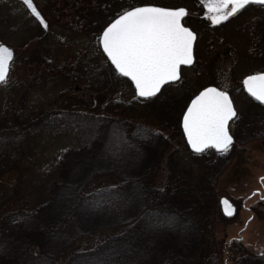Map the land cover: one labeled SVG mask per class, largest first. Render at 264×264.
<instances>
[{
    "label": "rangeland",
    "instance_id": "rangeland-1",
    "mask_svg": "<svg viewBox=\"0 0 264 264\" xmlns=\"http://www.w3.org/2000/svg\"><path fill=\"white\" fill-rule=\"evenodd\" d=\"M33 2L48 21L47 29L33 18L23 0H0V43L15 51L7 82L0 84V153L11 164L19 162L18 168L0 176V197L10 198V207L35 209L47 201L49 185L58 180L59 158L82 147L91 133L103 131L99 127L102 121L95 127L98 120L92 116L111 113L119 120L133 119L169 134L172 155L170 150L164 154L158 171L157 182L163 186L167 178L181 175L184 169L198 177L206 157L194 156L187 149L183 132H175L158 113L167 108L181 123L191 99L208 85L228 91L238 114L255 105L244 92L242 81L264 72V11L257 7L246 6L214 26L191 0H91L85 1V9L81 7L83 16L76 23L80 12L73 9L71 0ZM145 3L184 6L191 11L185 23L197 33L196 60L193 66L182 68L178 82L167 85L148 105L138 103L132 112L122 107L126 103L119 108L110 102L136 95L131 82L132 88L114 74L111 84L100 88V59L106 57L99 54L97 58L98 38L102 28L122 11ZM199 10L201 17L195 15ZM234 125L235 121L232 133ZM107 143L102 141V146ZM235 152L238 154L215 185L219 208L223 197L237 207L231 219L217 223L214 229L223 264H229L224 252L228 241L240 235L249 248L264 249V141L253 139L238 145ZM7 208L0 206V233L7 228Z\"/></svg>",
    "mask_w": 264,
    "mask_h": 264
},
{
    "label": "trees",
    "instance_id": "trees-1",
    "mask_svg": "<svg viewBox=\"0 0 264 264\" xmlns=\"http://www.w3.org/2000/svg\"><path fill=\"white\" fill-rule=\"evenodd\" d=\"M71 1L73 9L82 13L85 1L91 0ZM98 49L100 58L104 54ZM100 60L102 88L111 84L112 75H120L110 71L107 59ZM120 78L131 86L127 78ZM155 99H140L132 93L129 100L110 102L133 112L138 103L148 105ZM254 103L235 119V142L229 153H194L185 140L194 156L206 157L203 170L197 177L184 169L163 186L157 182L158 171L164 154L170 150L172 155L169 134L133 119L119 120L111 113L92 116L98 120L95 127L102 121L103 131L91 133L82 147L59 158L58 180L49 185L47 201L30 209L10 207L11 199L0 197V206H8L7 228L0 233V264H95L98 255L123 264H223L214 229L231 218L216 203L215 185L238 154V145L264 141V105ZM172 114L167 108L158 113L182 134L180 118ZM140 129L159 134L145 137ZM102 141L107 145L102 146ZM18 167V161L11 164L0 153V176ZM262 204L264 208V200ZM227 244L224 252L229 264H264V249L249 248L243 238Z\"/></svg>",
    "mask_w": 264,
    "mask_h": 264
},
{
    "label": "snow or ice",
    "instance_id": "snow-or-ice-1",
    "mask_svg": "<svg viewBox=\"0 0 264 264\" xmlns=\"http://www.w3.org/2000/svg\"><path fill=\"white\" fill-rule=\"evenodd\" d=\"M23 3L33 18L47 29L49 23L33 0H23ZM251 3L264 5V0H201L204 16L214 26L228 21ZM187 15L188 9L183 6L145 3L128 7L102 28L98 44L110 61V71L127 78L138 97L146 100L155 97L165 84L180 78L182 65L193 63L197 33L186 25ZM12 58L13 50L0 44V83L7 82ZM243 84L252 97L264 103V72L248 75ZM237 116L227 91L204 87L183 112L182 127L187 144L195 153L209 150L229 153L235 140L229 122ZM138 131L145 137L159 134L148 129ZM221 203L224 212L231 216L234 205L227 198ZM78 264H88V261ZM95 264L123 262L105 260L98 255Z\"/></svg>",
    "mask_w": 264,
    "mask_h": 264
},
{
    "label": "water",
    "instance_id": "water-1",
    "mask_svg": "<svg viewBox=\"0 0 264 264\" xmlns=\"http://www.w3.org/2000/svg\"><path fill=\"white\" fill-rule=\"evenodd\" d=\"M252 4H258V3H252ZM195 42H196V40L194 41V45H193V56H194V59H193V63L191 64V65H182V66H185V67H190V66H192L193 64H194V62H195V55H194V46H195ZM0 44H3V45H5V46H7V47H10V46H8L7 44H4V43H0ZM11 48V47H10ZM12 50H13V58H12V60L9 62V72H10V68H11V63H12V61H13V59H14V56H15V52H14V49L13 48H11ZM102 49V48H101ZM106 56V55H105ZM181 66V67H182ZM114 67V66H113ZM9 72H8V74H9ZM180 77H181V75H180ZM180 79V78H179ZM179 79L178 80H176V81H174V82H177V81H179ZM244 81V80H243ZM174 82H170V83H174ZM170 83H167V84H170ZM1 84V83H0ZM167 84H165L163 87H162V89L167 85ZM134 86V85H133ZM212 86V85H211ZM207 87H209V86H207ZM212 87H216V86H212ZM243 87H244V89H245V91H246V93L249 95V96H251V94L250 93H248L247 92V89H246V87L244 86V84H243ZM218 88V87H217ZM203 90V89H202ZM201 90V91H202ZM222 90V89H221ZM162 91V90H161ZM161 93V92H160ZM160 93H158L157 95H159ZM199 94V93H198ZM197 94V95H198ZM156 95V96H157ZM230 95V94H229ZM196 96V95H195ZM194 96V97H195ZM231 96V95H230ZM193 97V98H194ZM252 97V96H251ZM139 98H141V97H139ZM192 98V99H193ZM232 98V97H231ZM253 99H255L254 97H252ZM142 99H145V98H142ZM256 100V99H255ZM257 102H259L260 104H264V103H262V102H260V101H258V100H256ZM190 103H191V101H190ZM189 103V104H190ZM235 106V105H234ZM236 108V107H235ZM187 109V108H186ZM186 111V110H185ZM183 117V116H182ZM230 123H231V121L229 122V129H230ZM181 125H182V121H181ZM182 129H183V127H182ZM186 138V137H185ZM187 140V139H186ZM235 141V140H234ZM189 148H190V146H189ZM191 149V148H190ZM192 150V149H191ZM223 198H227V197H223ZM223 198H221V200H220V205H221V209H222V212L224 213V215L225 216H227V217H232V216H234L235 215V213H236V206L232 203V201L230 200V199H228L233 205H234V207H235V211H234V213L231 215V216H229V215H227L225 212H224V206H223V204L221 203V201H222V199Z\"/></svg>",
    "mask_w": 264,
    "mask_h": 264
},
{
    "label": "flooded vegetation",
    "instance_id": "flooded-vegetation-1",
    "mask_svg": "<svg viewBox=\"0 0 264 264\" xmlns=\"http://www.w3.org/2000/svg\"><path fill=\"white\" fill-rule=\"evenodd\" d=\"M191 1H193L199 8H201L202 9V4H201V0H191ZM75 6V4H73V7ZM248 6H253V7H257V8H259V9H261V10H263L264 11V5H261V4H249ZM181 7V6H180ZM184 7V6H183ZM187 8V7H186ZM188 9V8H187ZM190 12L191 11H189V9H188V15L185 17V20H187L189 17H190ZM203 13H204V11H203ZM82 14L83 13H79L78 15V17H76V23H79V22H81V19L79 20V17H82ZM197 17H201L202 16V11H198V12H196V14H195ZM70 23H72V20H71V22ZM196 42H197V40H196ZM195 49H196V43H195ZM195 58H196V55H195Z\"/></svg>",
    "mask_w": 264,
    "mask_h": 264
}]
</instances>
